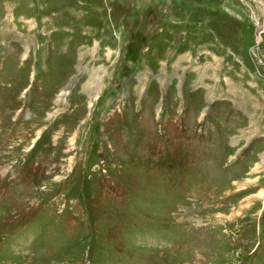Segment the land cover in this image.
Listing matches in <instances>:
<instances>
[{"label":"rangeland","instance_id":"obj_1","mask_svg":"<svg viewBox=\"0 0 264 264\" xmlns=\"http://www.w3.org/2000/svg\"><path fill=\"white\" fill-rule=\"evenodd\" d=\"M0 264H264V0H0Z\"/></svg>","mask_w":264,"mask_h":264},{"label":"trees","instance_id":"obj_2","mask_svg":"<svg viewBox=\"0 0 264 264\" xmlns=\"http://www.w3.org/2000/svg\"><path fill=\"white\" fill-rule=\"evenodd\" d=\"M69 183H70V181H69Z\"/></svg>","mask_w":264,"mask_h":264}]
</instances>
